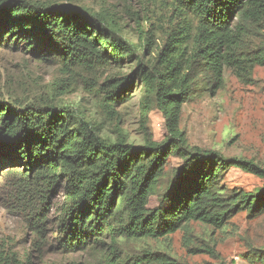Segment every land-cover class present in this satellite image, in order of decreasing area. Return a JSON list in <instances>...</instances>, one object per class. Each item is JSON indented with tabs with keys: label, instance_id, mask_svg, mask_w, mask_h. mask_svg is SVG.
I'll list each match as a JSON object with an SVG mask.
<instances>
[{
	"label": "trees",
	"instance_id": "trees-1",
	"mask_svg": "<svg viewBox=\"0 0 264 264\" xmlns=\"http://www.w3.org/2000/svg\"><path fill=\"white\" fill-rule=\"evenodd\" d=\"M171 3L161 46L145 44L156 52L150 65L106 11L71 0H0V48L67 66L133 62V70L104 81V105L120 116L119 104L141 81L145 117L157 108L166 128L162 141L134 144L122 132L102 134L67 105L0 100V167L34 235L23 257L9 242L0 245V264H41L48 245L64 254L101 251L103 264H186L159 250L129 255L116 246L158 240L192 221L222 229L238 212L264 214V187L246 192L223 184L232 166L264 179V164L191 146L179 128L200 84L221 88L227 69L248 81L264 66V0ZM172 157L181 164L172 165Z\"/></svg>",
	"mask_w": 264,
	"mask_h": 264
},
{
	"label": "rangeland",
	"instance_id": "rangeland-1",
	"mask_svg": "<svg viewBox=\"0 0 264 264\" xmlns=\"http://www.w3.org/2000/svg\"><path fill=\"white\" fill-rule=\"evenodd\" d=\"M71 1L115 16L124 36L136 45L143 62L152 65L156 52L152 48L144 50L145 44L150 41L154 46H161L163 29L169 25L172 13L171 0ZM41 57L24 50L0 48V100L67 105L90 119L102 134L116 137L122 132L134 144L164 139L162 112L153 107L145 117L141 109V81H135L129 97L119 104L120 116L104 105L102 89H107L104 81L133 70V62L67 66L60 59ZM200 85L194 97L183 106L179 122L189 144L264 164V66L257 65L248 81L240 80L227 69L221 88L205 90L204 84ZM171 160L174 166L181 164L175 157ZM5 170L0 167V245L9 242L12 250L23 257L30 250L34 235L19 203L11 198ZM223 184L229 189L255 192L264 187V179L232 166L225 172ZM61 199L56 197L55 203L59 204ZM52 235L49 229L48 236ZM198 248L203 250L194 253ZM116 249L129 255L141 254L145 249L159 250L186 264H264V214L254 217L246 211L238 212L222 229L192 221L158 240L121 239ZM102 254L94 249L64 254L50 251L48 245L38 261L41 264H103Z\"/></svg>",
	"mask_w": 264,
	"mask_h": 264
}]
</instances>
